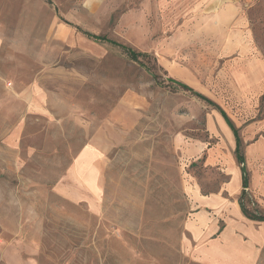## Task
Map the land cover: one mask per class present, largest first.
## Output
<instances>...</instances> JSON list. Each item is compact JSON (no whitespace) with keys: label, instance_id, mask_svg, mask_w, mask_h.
<instances>
[{"label":"rangeland","instance_id":"rangeland-1","mask_svg":"<svg viewBox=\"0 0 264 264\" xmlns=\"http://www.w3.org/2000/svg\"><path fill=\"white\" fill-rule=\"evenodd\" d=\"M228 1L263 60L264 0ZM203 20L184 24L176 0H0V264H216L196 201L215 192L264 223V133L248 129L264 126V92L239 95L241 65L216 56ZM221 110L240 127L243 164L209 133ZM89 142L93 188L73 169Z\"/></svg>","mask_w":264,"mask_h":264},{"label":"crops","instance_id":"crops-1","mask_svg":"<svg viewBox=\"0 0 264 264\" xmlns=\"http://www.w3.org/2000/svg\"><path fill=\"white\" fill-rule=\"evenodd\" d=\"M176 3L177 14L183 19L184 24L187 19L195 14L203 13L204 20L200 33L207 35L203 40L209 43L216 56L221 55L230 58V64L241 65L237 68L235 75L242 90L241 93H243L239 95L263 94L264 59L262 60L257 55L252 54L253 48L242 15L241 2L176 0ZM187 75L189 78L192 76L188 71ZM206 125L211 137L216 139L220 137L221 141L235 145L236 150L237 140H235L234 132L222 113H210ZM237 128L240 127L237 126ZM250 128L258 135L264 133V126L261 124L250 125L248 129L250 130ZM221 141L217 140V143L220 145ZM258 145L261 148L264 147L263 137L258 140ZM95 146L92 142L87 143L74 159L73 169L78 176L77 184L81 187L93 188L99 185V160L96 159ZM197 148L200 146L193 142L184 150L190 153ZM241 178V171L237 168L234 169L229 182V185L236 186L235 191L231 190L234 197L237 196V185H239ZM229 185L224 188L228 190ZM223 194L222 192H215L196 198V201L203 207L198 217L200 219L198 231L202 232L203 226L211 223L212 227L208 234L211 236L214 232L216 233V237L213 235V239H210L207 259L216 264H264L262 258L264 253V223L248 219L239 202L236 200L229 201ZM209 209L216 210L217 214L224 219L225 227H218L216 220H213L209 213L206 214ZM226 209H230L229 212L232 213V216H229V212L226 213Z\"/></svg>","mask_w":264,"mask_h":264},{"label":"trees","instance_id":"trees-1","mask_svg":"<svg viewBox=\"0 0 264 264\" xmlns=\"http://www.w3.org/2000/svg\"><path fill=\"white\" fill-rule=\"evenodd\" d=\"M88 37L93 38V40L99 41V42H104V43H111L115 46H118L122 51H124V53L127 54V56L135 61L138 62L141 56H148V54L146 53H142V52H137L134 49H132L131 47H128L126 45H123L111 38H108L107 36H102V35H92L90 33H85ZM180 86L188 89V85L181 83L180 82ZM221 113L223 114V116L225 117L227 123L230 125V127L232 128L233 132H234V136H235V140H237L236 143V150H235V155L237 157V160L239 163L243 164L245 163V156L242 153V139H240V133H239V129L237 128V126L235 124H233L231 122V120L228 118L226 112L224 110H221ZM243 185H245V187H247V182L243 181ZM242 208V207H241ZM243 213L245 214V216L249 217L250 219H256V220H262V218H260L259 216L253 215V217L249 216L246 214V212L242 209Z\"/></svg>","mask_w":264,"mask_h":264}]
</instances>
